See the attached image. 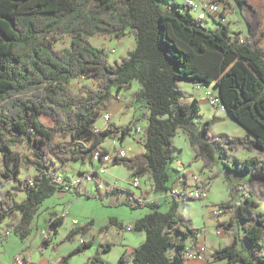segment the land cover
Instances as JSON below:
<instances>
[{"label": "trees", "instance_id": "obj_1", "mask_svg": "<svg viewBox=\"0 0 264 264\" xmlns=\"http://www.w3.org/2000/svg\"><path fill=\"white\" fill-rule=\"evenodd\" d=\"M202 23L186 6L162 0H0V184L4 187L0 223L17 212L20 218L13 232L26 237L42 202L62 190L57 175L63 167L76 159L92 163L95 152L109 153L101 146L104 139L121 144L131 135L129 123L108 122L96 132L93 126L108 111L112 98L136 81L139 89L134 96L144 101L146 120L143 132L136 133L141 134L137 140L145 150L130 158L115 156L110 164L123 165L131 176H147L152 190L171 197L173 204L166 212L153 209L134 221L132 228L143 231L145 239L131 252L125 251L116 264H182L181 250L188 238L195 239L198 228L176 217L180 201L168 195L175 179L171 164L178 130L187 136L193 160L202 162L201 170L211 169L221 159L229 170L264 182V159L225 161L238 148L264 152V50L247 36L243 42L240 36H230L226 24L208 30ZM128 31L135 46L112 63L90 41L93 36L119 38ZM57 34L70 37L68 48L55 47ZM84 77L94 87L81 83L74 92L69 82ZM178 80L215 86L226 113L253 138L212 134L215 117L193 130L196 103L188 106L181 101ZM16 146L24 151H16ZM23 169L34 173L22 178ZM20 193L24 198L16 201ZM258 203L249 192L235 210L243 221L242 250L234 240L215 249L213 259L224 260L223 264H264V253L257 249L264 245V215L253 210ZM62 220L58 216L51 223ZM111 222L122 226L115 219ZM232 222L221 225L228 229ZM86 229L73 227L66 238ZM91 243L83 240L60 263L67 264ZM169 247L175 248L171 254ZM99 254L89 262L105 264Z\"/></svg>", "mask_w": 264, "mask_h": 264}, {"label": "rangeland", "instance_id": "obj_2", "mask_svg": "<svg viewBox=\"0 0 264 264\" xmlns=\"http://www.w3.org/2000/svg\"><path fill=\"white\" fill-rule=\"evenodd\" d=\"M244 3L252 10L260 11L264 14V0H243ZM163 3H170V0H162ZM224 3V14L226 16V26L228 27V33L230 36H240L244 38L247 36L252 44L261 47L264 50V26H258L254 32L246 26V21L250 23L252 20L249 18L247 11L237 10V5H231ZM243 13V15H242ZM242 15V16H241ZM245 16H247L245 21ZM262 18V17H261ZM203 26L212 30L220 25H216L211 21H203ZM249 25V24H248ZM264 25V24H263ZM90 41L97 47H100L106 53L107 59L110 63L114 60H120L126 55V53L133 49L135 46V39L131 32H126L119 38L113 35L106 36H93ZM70 46V37L66 34H57L55 47L57 49H65ZM81 83H87L89 86L94 87L88 78H81L80 80H71L69 87L76 92ZM181 95V101L185 102L188 106L192 104V97L194 95H201L202 90L194 89L191 82L186 80H179L177 83ZM208 88L214 92V86L207 84ZM206 85V86H207ZM139 89V85L136 81L132 82V86L129 90L121 91L117 98H112L110 106L107 112L103 114L108 115V119L99 116L95 122L93 128L100 130L106 127L108 122H112L118 126H124L129 123L133 130L131 135L127 136L125 144L119 143L117 140L106 138L103 142V147L106 148L109 154L113 157L118 149L122 148L126 152V158L141 153V147L143 144L138 142L140 135L136 133V130L142 128L145 119L142 118L143 110L145 109V103L143 100H137L134 93ZM201 110L197 114L192 111L194 115V123L192 129L197 130L201 125L202 120L209 119L211 117L208 111V102L200 101ZM226 118L218 122L213 130L212 134L227 133L233 136H238L243 131L241 125L235 122L232 118L225 116ZM141 141V139H140ZM175 153L185 164L194 165L193 149L191 148L187 136L179 129L178 133L173 139ZM16 151L23 152L22 146L14 147ZM253 151H256L253 149ZM230 153L232 155H230ZM254 153V152H253ZM247 149H239L238 151H231L228 153V158L225 159L229 164L233 158H245L247 154H253ZM251 157V155H250ZM192 161V163H190ZM189 165V166H190ZM214 169L201 170L199 173L201 178L209 182L212 174L216 173L213 177V181L208 188L209 203L221 201V203H230L231 207H226V213L220 217H213L210 215L208 206L211 204L219 203H206V199L188 200L185 202H179L176 217L182 222L191 226L198 227L199 232L205 235L204 243L207 249L211 247L221 248L232 242L236 243V247L239 250L243 248L242 242V220L236 218L234 210L237 206L244 202L245 195L250 191V187L246 181V177H249L247 173L236 172L234 170H227L219 159L213 164ZM95 165H92L88 161H81L79 159L72 160L69 164L63 167L58 172V182L63 181L70 184L74 183L76 178L80 177L81 172L93 171ZM213 168V167H212ZM72 169V170H71ZM216 170H218L216 172ZM205 171V172H204ZM207 171V172H206ZM215 171V172H214ZM34 173L33 169H23L20 176L31 177ZM62 176H60V175ZM206 177V178H203ZM131 171L123 165H113L108 163L104 168V173L101 175H95L92 180L83 179L78 185H70L71 190L66 187L60 192L62 194H55L46 198L39 206L37 214L35 215L32 223L30 224L29 233L26 237L21 238L18 233L13 232L14 226L17 222L18 213L14 212L9 214L2 223H0V264H13L15 255L24 254L29 252L34 264H61V257L66 255L71 250L79 246L83 240L92 241L91 245L84 250L71 256L67 264H91L89 262L90 257L99 252V256L105 261V264H116L121 255L130 249L140 244L139 232L133 228H126L129 224L133 223L136 219L143 216L145 213L157 209L161 212H166L173 204V199H163L157 202L156 205H150L143 202V197L140 195V190L148 191L149 182L146 176H141V185L134 187L131 183ZM246 181V182H244ZM63 184V183H62ZM66 184V183H65ZM66 184V185H67ZM64 185V184H63ZM0 188H4L0 184ZM253 190L258 198L264 197V183L253 185ZM261 191V194L259 193ZM155 192H148L146 194L147 199L157 196ZM134 195V197H133ZM24 198V194L20 193L15 197L16 201H21ZM258 204L253 206V210L264 215V198L258 200ZM136 206V207H134ZM68 209V215L64 217V220L58 225H52L53 218L60 216L62 211ZM234 209V210H233ZM230 213L232 216V224L228 229L221 225V221L229 220ZM112 219H115L117 223H112ZM73 220L75 223H73ZM217 221H220L217 224ZM107 225V228H103ZM73 227H80L88 229L78 232L73 238L68 239L66 235ZM220 229L222 233L216 234V229ZM55 229V231H54ZM5 232V233H4ZM174 235H176L174 233ZM44 238H47V244L44 243ZM109 244V249H105V245ZM258 251L264 253V245L257 248ZM175 250L174 247H169L167 253L171 254ZM27 256V254H24Z\"/></svg>", "mask_w": 264, "mask_h": 264}, {"label": "built area", "instance_id": "obj_3", "mask_svg": "<svg viewBox=\"0 0 264 264\" xmlns=\"http://www.w3.org/2000/svg\"><path fill=\"white\" fill-rule=\"evenodd\" d=\"M223 1L225 0H184L181 5H184L188 8L195 20L201 22L211 21L214 25H221L226 24L227 20L224 14L225 6ZM243 41L244 38L241 37V39H239V42ZM200 85L201 84L196 83L194 84V87L198 89ZM204 95L208 98L211 105H217L218 107L223 108V105L221 104L217 95H213L208 90L205 91ZM103 117L108 119L107 114H103ZM93 130L95 132L98 131L94 128ZM115 156L119 158L126 157V152L123 148H120L113 157L109 153L100 155L98 151L95 152L93 160L98 161L101 164L97 172L89 171L87 173H84L80 177L76 178L74 183L68 184L78 185L82 182L83 179L92 180L95 178V174L101 175L102 173H104V168L106 167V165L110 163ZM58 179H60V177H58ZM130 183L134 187H139L141 185V177L137 175L131 176ZM68 184L66 185V187L68 188V190H71ZM168 195L174 197L178 201H188L192 199L203 201L208 196V182L204 181L200 177L199 173H191L187 177L182 178L179 185L173 186L168 191ZM143 202L152 204L155 203V199H147L146 197H143ZM208 209L210 210V215L215 218L220 217L222 214L226 213V206H222L220 204H211L208 206ZM65 215H67V210H64L61 216L64 217ZM73 223H75L74 220ZM220 233H222V231L217 228L216 234ZM204 252L205 244H198V246L194 250L186 244L181 250L182 257L191 260H195L201 257ZM13 264H29V259H27L26 255L20 253L15 255Z\"/></svg>", "mask_w": 264, "mask_h": 264}, {"label": "crops", "instance_id": "obj_4", "mask_svg": "<svg viewBox=\"0 0 264 264\" xmlns=\"http://www.w3.org/2000/svg\"><path fill=\"white\" fill-rule=\"evenodd\" d=\"M171 2L170 3H174V4H178V5H181L182 3H183V1L184 0H170ZM214 27H216L215 25H214ZM217 28V27H216ZM179 81V80H178ZM178 83V82H177ZM192 84V83H191ZM192 86H193V88L194 89H197V88H195L194 87V84H192ZM198 89H200V90H202L203 92H202V94L201 95H194L193 97H192V103H196V106H195V110H194V112L197 114L198 112H200V110H201V107H200V101L201 100H204V101H206V102H208V105H209V107H208V111H209V113H210V115H211V117L210 118H212V117H215V118H217V121L214 123V124H212V126H211V131L213 130V128H214V126L218 123V122H220V121H222L223 119H225L226 117L225 116H228L229 118H231L227 113H226V111H225V109L224 108H221V107H218L217 105H211L210 103H209V100H208V98L204 95V93H205V91H210L213 95H216L217 94V88L214 86V90H215V92L212 90V89H210V88H208V85L206 86V85H200V87L198 88ZM197 89V90H198ZM205 120H207V119H204V120H202V122H201V124L205 121ZM193 121H194V115H193ZM236 122V121H235ZM200 124V125H201ZM240 125V124H239ZM145 126H146V120H145V122H144V125H143V127L142 128H139L142 132H143V129L145 128ZM242 128H243V131L241 130V133H243V134H240V135H238V136H249L250 138H253V135L251 134V133H249L248 132V130L246 129V128H244L243 126H241ZM219 134H226V135H230V134H227V133H217V134H214V135H219ZM141 135V134H140ZM127 139V138H126ZM126 139L124 140V142H122L123 144H125V141H126ZM102 147H103V143H102V145H101ZM239 149H241V148H238V149H236L235 151H238ZM144 147L142 146L141 147V153H136V154H134V155H132V156H130V157H134L135 155H138V154H142L143 152H144ZM250 152H254L253 154H247L248 156H246L245 158H249L250 157V155H251V157L252 156H256V157H258L259 159H264V152L263 151H260V150H256V151H253V150H250ZM193 155H194V153H193ZM193 155H192V157H193ZM230 155H232L231 153H230ZM130 157H128V158H130ZM245 158H239V159H245ZM219 161L221 162V164L225 167V165H224V163L222 162V160L221 159H219ZM190 163H192V161H190ZM92 165H95L96 167H94V169L95 170H97L99 167H100V163L99 162H97V161H93L92 163H91ZM190 164H185L184 163V161L182 160V159H180L179 158V156L175 153V160H174V162L171 164V168L173 169V171H174V176H175V179H173V181L172 182H170L169 184L170 185H173V186H177V185H179V183H180V180L182 179V178H185V177H187L188 175H190L191 173H201V172H203V171H201V165H202V162L200 161V160H198V161H195L194 162V165L192 166V165H190ZM213 168H211V170L210 171H213V169H214V167L215 166H212ZM93 169V170H94ZM72 170V169H71ZM227 170H229L228 168H227ZM80 172L82 171V170H79ZM218 170H216V172H217ZM84 172V171H83ZM205 172V171H204ZM207 172V171H206ZM215 172V171H214ZM61 176V175H60ZM201 176V175H200ZM62 177V176H61ZM202 177V176H201ZM146 178H147V180H148V182H149V189H148V191H144V190H140V195L142 196V197H146V194L149 192H154V190H152V187H151V179L150 178H148L147 176H146ZM203 178H206V177H203ZM245 178H246V181H247V183H248V186L251 188L250 189V191L254 194V196L256 197V199L257 200H261V199H263L264 197H262V198H258L257 197V195L255 194V190H253V185L255 184V183H257V184H260V183H264V182H258V181H253V180H251L250 179V177H246L245 176ZM62 179H63V189H65L66 188V184L67 183H69L68 181L66 182V180H64V178L62 177ZM211 181H213V178H211L210 179V181L208 182V188L210 187V184L212 183ZM246 181H244V182H246ZM66 183V184H65ZM155 193H157V196H154V199H155V204H157V202L160 200V198H163V199H168V198H171V197H169V196H167V195H165L164 193H160V192H155ZM155 193H154V195H155ZM260 194H261V191L259 192ZM55 194H62V192H56ZM54 194V195H55ZM209 194V193H208ZM133 197H134V195H133ZM209 195L207 196V198H206V203H208V204H210V203H219V204H222L221 203V201H217V202H210L209 203ZM182 202H185V201H182ZM229 203V202H228ZM230 204V203H229ZM229 207H231V204L229 205ZM65 210V209H64ZM63 210V211H64ZM66 210H67V215H68V209L66 208ZM234 210V209H233ZM62 211V212H63ZM61 215H62V213H61ZM60 215V216H61ZM67 215H65V216H67ZM228 215L230 216V218H229V220L227 221V220H223V221H221L223 224H228V222H232V215L230 214V213H228ZM234 215H235V210H234ZM64 216V217H65ZM58 217V216H57ZM64 217L62 216V218H63V220H64ZM19 218H20V215L18 214V217H17V222L19 221ZM17 222H16V224H17ZM220 221H217V224L219 223ZM134 223V222H133ZM133 223H131V224H129L126 228H132V226H133ZM15 224V225H16ZM194 227H196V226H194ZM224 227V226H223ZM198 228V227H197ZM199 230L200 229H198V233H197V235H196V237H195V239L194 240H192V239H190V238H188L187 240H186V244L187 245H189L193 250L194 249H196V247L198 246V244H204V243H206V241H205V235L202 233V232H199ZM139 232H143V231H139ZM5 233V232H4ZM0 235H3L2 233L0 234ZM139 237V239H140V243H142L143 241H144V239H145V233L144 234H139L138 235ZM46 242V244L48 243L47 242V238H44V243ZM139 245V244H138ZM212 249H207V247H206V245H205V252H204V254L201 256V257H199V258H197V259H195V260H191V259H183V261H182V264H223L224 263V260H215V259H213L212 258V253H213V251L215 250V249H217L216 247H211ZM24 254H27L28 255V257H29V264H34V262H33V260L31 259V254L29 253V252H25Z\"/></svg>", "mask_w": 264, "mask_h": 264}, {"label": "flooded vegetation", "instance_id": "obj_5", "mask_svg": "<svg viewBox=\"0 0 264 264\" xmlns=\"http://www.w3.org/2000/svg\"><path fill=\"white\" fill-rule=\"evenodd\" d=\"M226 2L229 4L231 3V5H237V10L243 11L246 10L247 14L249 16V18L252 20V18H254V20L250 21V23H248L246 21L247 16H245V21H246V26L250 29V31L254 32V30L258 27V26H264V14L260 15L261 12L260 11H255L250 9L243 0H226ZM243 15V13H242ZM241 15V16H242ZM262 17V18H261ZM249 24V25H248Z\"/></svg>", "mask_w": 264, "mask_h": 264}]
</instances>
